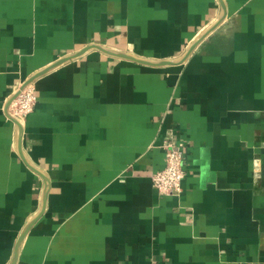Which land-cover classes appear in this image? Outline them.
I'll return each mask as SVG.
<instances>
[{
    "label": "crops",
    "instance_id": "0c3cea01",
    "mask_svg": "<svg viewBox=\"0 0 264 264\" xmlns=\"http://www.w3.org/2000/svg\"><path fill=\"white\" fill-rule=\"evenodd\" d=\"M0 264H264V0H0Z\"/></svg>",
    "mask_w": 264,
    "mask_h": 264
},
{
    "label": "built area",
    "instance_id": "2783aa9c",
    "mask_svg": "<svg viewBox=\"0 0 264 264\" xmlns=\"http://www.w3.org/2000/svg\"><path fill=\"white\" fill-rule=\"evenodd\" d=\"M37 105L36 88L33 84H22L16 98L10 105V114L13 119L22 124L33 113ZM165 165L152 175L154 189L161 196L181 194L183 183L187 176L185 167L184 145L167 138L164 143Z\"/></svg>",
    "mask_w": 264,
    "mask_h": 264
},
{
    "label": "water",
    "instance_id": "95a60500",
    "mask_svg": "<svg viewBox=\"0 0 264 264\" xmlns=\"http://www.w3.org/2000/svg\"><path fill=\"white\" fill-rule=\"evenodd\" d=\"M212 31V30H211ZM210 33V31H208L206 34H204L191 48V51L200 43V41H202L208 34ZM25 234V233H24Z\"/></svg>",
    "mask_w": 264,
    "mask_h": 264
}]
</instances>
